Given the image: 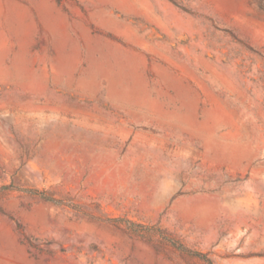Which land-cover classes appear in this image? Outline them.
Instances as JSON below:
<instances>
[{
    "label": "rangeland",
    "instance_id": "obj_1",
    "mask_svg": "<svg viewBox=\"0 0 264 264\" xmlns=\"http://www.w3.org/2000/svg\"><path fill=\"white\" fill-rule=\"evenodd\" d=\"M0 264H264V0H0Z\"/></svg>",
    "mask_w": 264,
    "mask_h": 264
}]
</instances>
